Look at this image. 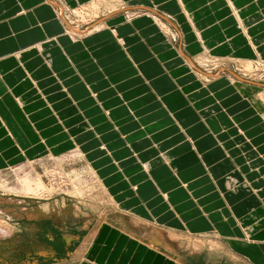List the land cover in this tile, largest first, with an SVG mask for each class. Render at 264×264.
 <instances>
[{
    "label": "crops",
    "instance_id": "crops-1",
    "mask_svg": "<svg viewBox=\"0 0 264 264\" xmlns=\"http://www.w3.org/2000/svg\"><path fill=\"white\" fill-rule=\"evenodd\" d=\"M126 1L174 17L184 32L185 51L193 58L202 44L216 58L257 60V50L264 56V0ZM152 19L141 16L128 22L124 16H112L104 26L109 24L115 34L102 30L77 41L64 32L45 0H0V105L21 102L15 111L21 118L20 132L35 139L43 136L52 155L74 150L72 138L83 139L101 178L125 175L126 182L116 186L113 195L105 193L112 205L131 200L137 204L126 210L114 204L97 219L94 213L64 219L59 200L55 205L42 201L38 210L14 211L15 241L0 264H264V249L234 238L222 215L227 205L234 213L249 198L264 207V154L256 144L264 125L258 116L251 118L257 124H246L245 114H254L252 105L234 114L229 101L241 95L231 81L203 83ZM241 98L243 104L248 102ZM3 115L9 120L0 110ZM179 131L191 139L192 150L172 156ZM11 134L0 119V169L9 161L24 160ZM105 144L108 151L101 149ZM156 149L169 167L151 173L153 164L143 157ZM181 185V191L188 187L193 195L176 197ZM176 199L178 206L191 199L201 205L216 222L223 247L200 238L215 233L208 226L184 232L182 223L178 228L169 225L165 215L155 216L160 221L155 222L137 213H148L146 206L156 207L158 201L170 209ZM252 211L254 207L243 221L237 215L249 236L246 225L258 227ZM105 215L117 216L115 226L102 224ZM160 234L173 255L168 260L165 246L150 240L163 243ZM16 235H21L17 241ZM191 243L195 252L186 248ZM206 249L220 252L215 254L219 258L202 254ZM223 251L230 256L221 257Z\"/></svg>",
    "mask_w": 264,
    "mask_h": 264
},
{
    "label": "rangeland",
    "instance_id": "rangeland-1",
    "mask_svg": "<svg viewBox=\"0 0 264 264\" xmlns=\"http://www.w3.org/2000/svg\"><path fill=\"white\" fill-rule=\"evenodd\" d=\"M95 1L99 0H85L83 2H80V0L79 2L78 0H45V3L52 8L55 17L63 24V27L65 28L64 32L72 40L77 41H81L87 36L96 34L102 30H109L111 34H115L114 29L111 28L108 23V28L104 26L107 20L112 16H124L128 22L141 16L154 18L152 20H156L155 22L158 23L155 24L159 27L165 41L179 52L182 61L190 66V69H192L197 78L205 84L218 78L229 80L238 90V94L242 97H246V100L250 103L247 102L246 104L248 105L242 103L241 96H239L238 100L234 99L233 101H229L228 108H232L234 114H240L252 105V108H250L252 110L254 109V112H252L254 114H250V118L247 117L248 114H245L244 117H246L248 121L246 124L250 125L249 123L254 124L255 122V124H257V121L252 120L251 118L258 116L262 125H264V56L260 50H257L259 57L257 60H236L233 58L222 59L209 55L206 48H204L205 46L202 44L201 49H199L200 53L198 57L193 58L185 51V43L183 41L184 32L176 22L175 18L171 15L158 9L156 10L158 14H153L146 10L149 9L147 6H129L130 4L127 3L126 0H104L103 6L98 5L97 3L96 7L93 8V2ZM68 29H70V33H67ZM36 48L38 47L36 46ZM38 49L41 50L42 47L40 46ZM18 54L17 58L19 59ZM248 65L251 66L250 69L248 68ZM245 92L249 93H246L245 96ZM16 104L5 103L4 105H0V110H4L6 114H9V120L5 119L6 115L0 116V119L7 130L13 133L14 140L22 154L21 158L25 160H20L18 162L17 160L9 161L7 162V167L0 169V224L9 232L8 234H5L3 231H0V259L3 258L1 256H3L7 248L11 247L15 241V239H12V237L15 236L14 226L12 225L14 219L12 213L14 211L38 210L40 207L39 203L42 201H44L43 203H49L51 200L55 205L56 201L59 200V208L63 211L64 219L78 220L77 215L79 217H84L89 216L92 213L97 216L94 217V219H97L102 211H110V209H114V204L122 210L137 206L133 200H129L130 202H127L126 204L114 201L112 205L106 194L112 193L113 195L114 188L121 182H126L125 175L119 173L110 179L104 180V178H101L98 173V168L92 164V157H90V154L88 153L90 148H88V145L83 139L81 140L80 138L75 140L72 138V142L75 146L74 150L56 152L55 155H52L53 150L48 148L49 146L47 142L43 140V136L41 139H35V137L27 135L24 136L20 132L19 124L17 123L18 121H21V118L16 116L15 113V111L18 112L21 109L20 105H22V103L18 101V104ZM52 112L54 111L52 110ZM104 113L107 117L109 116L107 111ZM3 117H5V120ZM28 121L31 122V120ZM179 134L180 138H176L177 140H180L179 143L183 146L179 148V143L174 141L176 143V148L173 149L172 156H180L184 152L192 150V145L190 143L191 139H187V137L180 131ZM193 134L190 136H193ZM261 136L262 137L256 139V144L260 148L259 150L264 154V134ZM253 137L251 138L252 140ZM193 141L198 142V139H194ZM150 143L152 144V141ZM152 146L156 148V145L152 144ZM136 147H140V145L138 144ZM158 147H161V145H158ZM166 147L167 146L165 145V148ZM101 149L108 151L106 144L103 145ZM195 149L199 150L196 146ZM107 154L111 157L110 153ZM162 154L161 151L156 149L153 154H146L148 156L143 157L144 160H147V162L149 160L153 164L152 169L150 170L151 173L154 168L163 165H166L167 168L169 167L161 160ZM166 154L172 158L168 152ZM3 157L4 156L0 153V164L4 162ZM87 159H89V162H87ZM172 165L173 163L170 166L174 167ZM184 181L187 180L182 179V183ZM178 188H180V191H175L176 197L180 195L181 198H184L188 196V194L189 196L193 195V192H190L188 187H185L183 191H181L182 185L178 186ZM171 193L174 194V192ZM223 193L230 197V194L225 189L223 190ZM177 200L178 199L173 202V207L170 209L168 208L169 206L167 207L166 204H162L158 201L156 207L154 206L155 203H149V205L146 206V210L149 211L148 213L145 210H139L137 213L146 219H151L150 221L155 222H160L159 219H156L157 217L159 218V216L165 215L166 217H169L165 219L169 225L176 226L177 228L179 225H183L185 228H179L184 232H192L194 230L202 229V227L204 228L205 226L210 227L212 231L215 230L214 226L217 225L215 224L216 222L207 218L204 209L197 201L191 199L188 200L186 204L184 203L183 205L178 206V204L175 205ZM252 207H254L252 217L256 219L258 227L256 228V231L253 227L254 225L247 221L246 224H248L246 226L251 235L249 236L246 233V230L242 227L241 222L243 220L241 218L251 214L250 211ZM99 208H101V211H98ZM46 210L48 209L46 208ZM256 214H260V216ZM222 215L229 225L227 226L230 227L232 231L234 229V238L242 240L245 238L244 240L246 244H255L260 246L261 249H264V207L258 199L249 198L243 200L234 213L231 212V209L227 205ZM237 215L240 216L242 221L237 219ZM109 217L110 215L103 216V219L101 220L102 224L115 226L112 221H114V219L117 220V216H112V218L110 217L111 219L108 220ZM160 219L162 220V218ZM227 226L226 228H228ZM217 234L218 231L215 230L214 234L200 236V238L208 239L212 247H223L221 243L222 239L219 234ZM257 234H260V237H258ZM19 236L21 235H16V241ZM159 237L163 243H165V240L161 238V234ZM195 237L196 236H193L191 239H194ZM156 242L160 245L162 244L160 240ZM211 242H213V244H211ZM191 245L189 247L186 246V248L195 252V244L191 243ZM169 250L163 249L164 253H166L164 254L166 256L164 257L165 260H168L170 256H173L169 253ZM208 250L210 249L202 250L201 253H206L207 255L212 254V256L214 255L213 257L219 258L218 255L215 254L220 252L217 251L215 253L214 251ZM219 255L224 258L230 256L227 251H223ZM164 258L159 257V259L162 260Z\"/></svg>",
    "mask_w": 264,
    "mask_h": 264
},
{
    "label": "bare ground",
    "instance_id": "bare-ground-1",
    "mask_svg": "<svg viewBox=\"0 0 264 264\" xmlns=\"http://www.w3.org/2000/svg\"><path fill=\"white\" fill-rule=\"evenodd\" d=\"M104 0H99V1H95V2H93V8H95L96 7V5H97V3H98V5H101V6H103V4H104V2H103ZM181 1V0H180ZM88 7V6H87ZM187 14V13H186ZM188 15V14H187ZM5 16V15H4ZM189 19V18H188ZM69 30V31H68ZM67 30V33H70V29H68ZM78 32V31H77ZM52 62V61H51ZM48 63V62H47ZM248 68L250 69L251 68V66L250 65H248ZM11 136H12V138H14L13 137V134H11ZM0 231L2 232L3 231V233H5V234H8L9 232L8 231H6V229L0 224ZM157 237H159V236H157ZM156 237V238H157ZM92 238V237H91ZM149 238V237H148ZM151 239V241L153 242V240L156 242V240L155 239H153L152 237H150ZM155 238V237H154ZM86 241H90V240H85V243H86ZM177 242V241H176ZM90 243V242H89ZM158 245H160L158 242H156ZM88 244V243H87ZM165 246V247H163L164 249H167V250H169V248H167L166 247V242L163 244H161V246ZM87 247V246H86ZM172 249V248H171ZM79 251H80V249H79ZM82 251H84V250H82Z\"/></svg>",
    "mask_w": 264,
    "mask_h": 264
}]
</instances>
